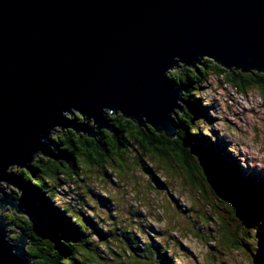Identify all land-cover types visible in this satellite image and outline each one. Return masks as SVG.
<instances>
[{
	"label": "water",
	"instance_id": "95a60500",
	"mask_svg": "<svg viewBox=\"0 0 264 264\" xmlns=\"http://www.w3.org/2000/svg\"><path fill=\"white\" fill-rule=\"evenodd\" d=\"M197 53L264 72V0H0V179L37 149L54 157L47 147L54 124L93 136L62 117L72 106L99 128L109 127L100 112L108 106L170 132L177 97L163 70L174 56L191 62ZM0 201L22 213L16 198ZM6 227L0 221V264H28V235L9 246Z\"/></svg>",
	"mask_w": 264,
	"mask_h": 264
},
{
	"label": "trees",
	"instance_id": "16d2710c",
	"mask_svg": "<svg viewBox=\"0 0 264 264\" xmlns=\"http://www.w3.org/2000/svg\"><path fill=\"white\" fill-rule=\"evenodd\" d=\"M183 69L174 70L173 78L177 83L185 85L181 101L183 108L179 110L184 125L192 124L204 113L206 106L202 107L199 100H193L192 93L202 91L210 76L223 78L241 94L255 90L264 96V72L250 68H226L208 57L189 66L183 65ZM108 124L109 127H93V136L73 128H62L54 140L58 148L54 150V157L41 154L32 162L30 169H21L20 180L33 198L24 191L21 198L18 194L22 191H12L22 208V213L15 210L13 217L20 233L28 235L27 248L31 264H153L154 257H159L163 264H170L166 256L159 254L165 243L156 242L150 237L147 238L150 243H144L141 235L138 237L136 232L130 230L129 221H118L116 213L112 217L111 205L118 207L119 204L111 194L101 196L92 189H84L98 206L105 207L102 212L106 211L108 217L104 219L112 221L108 220L109 229H104L94 216H88L83 210L74 207L73 201L83 202L85 199L81 194L83 186L79 183L85 181L86 173H92V169H97L100 180L104 179L103 176L110 177L108 170L112 171V175L122 180L123 185L127 184L129 173L135 176L125 156L129 148L137 153L134 163L138 165L136 169L150 177L151 183L148 186L152 192H155L152 190L155 189L154 185L167 186V182L154 175L156 171H165L171 175L174 162L184 168L187 173L186 183L195 188L202 199L213 206L215 212V215H198V218H193L201 221L207 219V223L215 230L219 225V240L226 248L241 244L248 250L246 244L239 242L242 239H235V232L244 222V227H247L256 223L258 217H264L262 178L252 173L247 181H243L227 162V154H224L222 148L217 143L208 144L202 136L189 135L186 139L170 137L151 127L147 121L141 123L121 112L113 113ZM192 150L204 158L208 164L207 170ZM140 151L148 155L153 162L152 166H145L146 162L142 159L144 154L138 155ZM207 171L211 173L214 184ZM50 175L56 176L53 184H49L46 179ZM33 186L46 191L52 198L70 197L64 211L65 214L71 213L69 219H73L78 226L66 219L62 212L54 210L41 194H36ZM221 192L232 199L221 195ZM133 221L137 222L135 219ZM141 231L145 229L141 228ZM258 236L264 241V228L260 229ZM214 244L216 246L217 243Z\"/></svg>",
	"mask_w": 264,
	"mask_h": 264
},
{
	"label": "clouds",
	"instance_id": "9594fccd",
	"mask_svg": "<svg viewBox=\"0 0 264 264\" xmlns=\"http://www.w3.org/2000/svg\"><path fill=\"white\" fill-rule=\"evenodd\" d=\"M210 56L213 57L212 55H209L207 53H197L196 57L192 59L191 62H185L179 57L174 56L173 60L175 61V63L167 66L163 70V76L169 81V83L173 85L177 97L175 99V103L171 107V110L168 112L169 118L175 125V127H173L170 132L167 128L160 127L154 124V122L150 121L143 114H141L139 117H136L130 114H126L120 108H110L108 106H102L100 112L102 117L107 121V124L109 123V120L112 117L113 113L123 112L127 116L141 123L145 121L151 122L158 129H160L162 133H167L169 136H180L185 139L189 135L202 136L206 138V142L211 145H215L219 136L224 141V152L228 154L227 162L240 174L243 181H247L252 175L253 170L264 171V96H253L250 93L249 99L245 101L241 99L240 95H236V93L233 92L235 100L240 102L239 104H237L234 103L233 100L228 99L226 94H218V89L216 91H213L212 88H209L206 92L194 91L192 93V99L199 100L202 107L215 105V101H219V104L216 105V110L213 111L212 107H206L207 112L203 113L199 118L195 119L194 122L190 125H184L182 123V118L179 115V110L183 108V103L181 101L184 97L185 85L176 82V80L173 78V71L178 68L183 71V65L193 64L197 60ZM181 62H183V65L181 64ZM215 87L216 86L213 85V88ZM244 109H249V111L245 112ZM253 109L254 112L251 111ZM234 113L239 114V117H237V115H234ZM61 115L62 117L67 118V120L69 121L79 117L78 122L86 120L87 125H90L92 127L98 125V121L94 116L82 113V111L75 106H72L69 109L62 110ZM185 115L187 116V113ZM217 117L219 118L220 123L224 122L225 117L230 121H234L237 126L243 129L244 133L246 134V138L233 139L232 136L227 135L226 133L221 134L219 132H217L216 135H213V130H217L219 128L218 124H212V120ZM188 118L192 119V117L190 116ZM61 128L62 126L57 123L51 126V128L48 130L47 137L49 138L50 142L47 144V147L49 150L53 147L52 142L60 133ZM210 128L212 129V131H210ZM41 140H43V137L41 138ZM192 151L199 156L200 163H202L203 167L207 170L208 164L204 160V158L197 151ZM42 152L44 151L40 149L35 150L31 156V159L27 162V165H21L18 163L8 164L4 169L5 175L14 174L16 176H19L21 168L30 166L31 162L34 159H37ZM125 156L130 164L136 162L137 153L132 151L131 148L128 149V151L125 153ZM142 159L147 162L145 165L146 167L152 165L153 163L146 154L142 156ZM207 174L209 179H211L212 183L214 184L211 173L207 171ZM154 175L161 181H166L168 179V177H166L159 171H156ZM46 179L48 180L49 184H53L56 181V176L50 175L47 176ZM73 179L75 178L73 177ZM4 181L5 179H0V188L3 189V191H0V196H2L4 192H7L9 190L8 187L4 185ZM138 181L140 184H144L145 182L151 183L150 177L148 175H145L143 172H139ZM33 188L35 189L36 194H41L43 199H45L54 210L62 212L64 214V217L66 219H69V215H71V213L65 214L64 211L66 204L68 203V200L66 198H62L60 196L52 198L46 191L42 190L41 188L35 186H33ZM85 188H91L92 191H94L98 195H107V193L104 192V189L99 187V185H96L92 181H87L85 186L81 188V194L85 197L84 201H77L74 205L76 209L83 210L85 213H87V205L93 204L94 201L88 196L87 192L84 191ZM167 192H170L172 195L177 196L180 199H183V197L187 195L186 190L182 189L179 186L173 187L171 184L168 186ZM167 192H162L161 195L165 196ZM18 195H20L22 198L23 191ZM221 195L226 196L223 192H221ZM226 197L229 200L232 199L230 196ZM232 202L235 203L234 200H232ZM127 204L135 210L143 213V219L139 222V224H130V230L141 235L143 237L144 243H150L147 239V236H145L141 231V225L145 230L149 228L163 229L165 225L156 218V213L154 212L153 207L142 204L135 198H129L127 200ZM28 214L31 215L30 212ZM125 220L127 221V217H125ZM69 221L78 226L77 223L73 222V219H69ZM244 225H246L245 222L240 226L238 230H236L235 239H243L244 241H246L250 257L247 253L241 256L239 253L242 252V249H223L224 254L222 256H218L214 261V264H221V260H223L225 264H253V261L254 264H264V252L261 251L259 243L260 237L258 236V232L260 231V229L264 228V217H258L256 223L247 225V227H244ZM150 234L151 233L149 232V235ZM93 239H95V237H93ZM205 239L211 242V238L208 237L206 232ZM4 240L7 241L9 246L13 245V242L5 237V233ZM18 242H16L15 245L18 244ZM161 243L163 244V241H161ZM101 247H103V244H101ZM23 248L24 252L26 253L25 243ZM12 254H18L17 248H12ZM159 254L161 256H166L169 259L170 264H193L192 258L190 256H186L184 252L180 250V248L176 244V241L174 240H170L167 244H164V246L160 248ZM25 259L28 261V264H31L30 257L27 255V253L25 255ZM157 261L158 264H163V261H161L159 257H154L153 264H157Z\"/></svg>",
	"mask_w": 264,
	"mask_h": 264
},
{
	"label": "rangeland",
	"instance_id": "374dc122",
	"mask_svg": "<svg viewBox=\"0 0 264 264\" xmlns=\"http://www.w3.org/2000/svg\"><path fill=\"white\" fill-rule=\"evenodd\" d=\"M213 85H215L216 87L213 88ZM209 88H212L213 91H216L218 89V94H226L228 99L233 100L234 103L237 104H239L240 102L235 100L233 96V92H235L236 95H240L241 99L245 101L249 99L250 93L253 96L261 95L258 91L255 90H251L247 93L241 94L238 91H236L234 87L230 86L223 78L217 76H210L208 78V81L203 85L201 92H206ZM218 104L219 101H215V105H209L206 107H212L213 111H215L216 105ZM244 111L247 112L249 111V109H244ZM251 111L254 112V109ZM206 112L207 109H205L204 113ZM234 115H237V117H239V114L234 113ZM73 121L75 122L76 126L82 128L91 127V129H93L92 126L87 125L86 120L78 122L77 118H74L73 120H71V123ZM212 124L219 125V128L217 130H213V135H216L217 132H219L221 134L226 133L227 135L232 136L233 139L246 138V134L244 133L243 129L237 126V124L234 121H230L226 117L223 123H220L219 118L217 117L212 120ZM62 128H65V126ZM210 131H212L211 128ZM216 143L220 148H222V151H224L225 145L223 139L218 136ZM57 149L58 148L55 146V143L53 142V147L50 150L54 153V150ZM139 154H144V153L140 151L138 155ZM129 166L131 168L130 171L133 172L135 176L129 173L127 184L125 185H123L122 180L115 178V176L112 175V171L110 170H108L110 177L103 176L104 178L103 180L98 179L99 174L96 168L92 169L93 170L92 173L87 172L85 181L80 182L79 185L85 186L87 181H92L96 185H99V187L103 188L104 192H106L107 194L108 193L111 194L112 198L116 200L119 204L118 207H116L115 204L111 205L110 213L112 214V217L118 215L117 217L118 221L125 220V217H127V221H129L128 224L129 226L130 224H137L143 219L142 212L135 210L134 208H132L127 204V200L129 198H135L140 203L153 207V210L156 213V218L160 222H162L165 225V227L163 229L149 228L143 231V233H145L144 235L147 236V238L149 237L153 238L156 242L163 241V243L165 244H167L170 240L176 241V244L178 245L180 250L183 251L186 256H190L192 258L193 264H214L216 258L224 254L223 249H231V248L242 249V252L239 254L243 256L245 253H247L248 256L250 257V253H248V250L241 244L236 245L235 247L231 245L229 246L230 248L229 247L226 248V246H224L222 242L220 243L219 235L221 233L220 231L221 229L218 228L219 225H217L218 227L216 226L217 230H215L211 224L207 223V219L201 221L199 219L193 218V216H195V218H198L196 217L198 215H202V217L204 216L207 217L210 214L215 215V212L212 210L213 206L208 201L203 200L202 197L200 196V193L197 192L195 188L191 187L189 184L186 183L187 173L184 168L179 167L174 162L175 167L171 175L167 174L165 171L164 172L161 171L163 175L168 177L166 181H163V182H167V186L160 184L158 186L154 185L155 189L152 188V190H154L155 192H152L150 187L148 186V182H145L144 184L139 183L138 181L139 170L136 169L138 165L136 164L134 165V163L132 164L129 163ZM23 168L24 167H22L21 169ZM252 173H256L259 178H262L263 179L262 183L264 184V171L253 170ZM9 176L10 179L8 181L7 180L4 181V185L8 187L9 190L7 192H4V194L0 196V200L3 199L5 195L7 197L9 196V198L11 199L13 197L12 191H16V189L20 190L19 189L20 184H18L20 177L14 174H9ZM21 182L23 183V181ZM15 183L17 185H15ZM170 184L173 187L179 186L182 189L186 190L187 195L184 196L183 199H180L177 196L172 195L170 192H167L168 186ZM254 184H256V182H254ZM22 191L25 190L23 189ZM162 192H167V194L165 196H162L161 195ZM101 196H105V195H101ZM69 198L70 197H67L68 200ZM215 202H217V200H215ZM73 203L75 204V201H73ZM16 204L19 205L17 201ZM93 205H95V207H93ZM87 208H88V212L87 213L84 212L86 215L94 216L95 220L101 223V226L103 225L102 227L104 229L110 228V223L108 221L110 219L108 220L104 219V217H108V213L106 211L102 212V209L105 208L104 206L102 205L98 206V204L94 202V204H90V206H87ZM14 213L16 214L14 207H12L9 203L3 204L0 201V216H1L0 221H2L4 224L7 225L6 227L7 239H11L13 237H16L17 239L18 238L17 234L20 233L19 229L16 228L17 224H15L14 222L15 221L14 220L15 218L13 217ZM137 213H139V216ZM134 219L137 222H134L133 221ZM214 225H216V223ZM149 232L151 233L150 235ZM205 232L207 233L208 237L211 238V242L205 239ZM136 235L140 237L138 233H136ZM215 242L217 243L216 246L214 244ZM239 242L247 245L246 241H244L243 239L242 241L239 240ZM259 243H260L261 251L264 252V241L261 238ZM27 247H28V243L25 246L26 251L28 252ZM114 264H119V263L115 262ZM221 264H225V262L221 260Z\"/></svg>",
	"mask_w": 264,
	"mask_h": 264
}]
</instances>
